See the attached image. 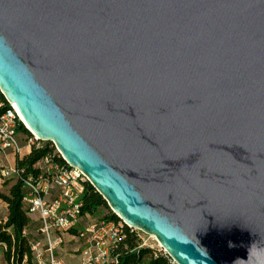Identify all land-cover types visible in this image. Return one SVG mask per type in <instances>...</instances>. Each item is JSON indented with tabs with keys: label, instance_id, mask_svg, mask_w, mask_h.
I'll return each mask as SVG.
<instances>
[{
	"label": "water",
	"instance_id": "1",
	"mask_svg": "<svg viewBox=\"0 0 264 264\" xmlns=\"http://www.w3.org/2000/svg\"><path fill=\"white\" fill-rule=\"evenodd\" d=\"M0 87L176 264H264V0H0Z\"/></svg>",
	"mask_w": 264,
	"mask_h": 264
},
{
	"label": "built area",
	"instance_id": "2",
	"mask_svg": "<svg viewBox=\"0 0 264 264\" xmlns=\"http://www.w3.org/2000/svg\"><path fill=\"white\" fill-rule=\"evenodd\" d=\"M41 141L0 87V177L22 184L29 213L24 233L29 241L32 264H115V252L126 238L127 228H134L117 214L118 218L106 215L91 218L92 214L84 212L83 198L90 181L82 170L63 159L65 165L50 154L39 159L29 172L19 167L17 161L12 162L11 155L22 159L33 148H39ZM58 155L62 157L60 151ZM85 215L89 219L84 222ZM139 236L143 240L140 247L155 249ZM75 242L77 245L73 247ZM67 247L76 252L74 261L63 256L62 251ZM162 250L159 252L166 254Z\"/></svg>",
	"mask_w": 264,
	"mask_h": 264
},
{
	"label": "trees",
	"instance_id": "3",
	"mask_svg": "<svg viewBox=\"0 0 264 264\" xmlns=\"http://www.w3.org/2000/svg\"><path fill=\"white\" fill-rule=\"evenodd\" d=\"M54 148L49 144H42L33 148L31 153L22 159H17L19 167L32 171L34 164L45 155H55L56 159L66 165L58 153H53ZM0 198L7 204V217L0 219V249L7 264H32V254L27 236L24 231L29 224L28 207L23 200L22 184L15 180L10 187L9 194L0 193ZM84 212L96 214L97 208L108 204L106 200L89 183L84 195ZM111 218H118L115 214ZM142 240L137 230L127 228L126 238L122 240L115 252V264H175L166 253L156 251L149 246L140 247ZM157 253V255L155 254ZM26 259V261H25Z\"/></svg>",
	"mask_w": 264,
	"mask_h": 264
},
{
	"label": "rangeland",
	"instance_id": "4",
	"mask_svg": "<svg viewBox=\"0 0 264 264\" xmlns=\"http://www.w3.org/2000/svg\"><path fill=\"white\" fill-rule=\"evenodd\" d=\"M42 144H49L51 147L54 148L53 153L54 154L58 153V148L54 145L53 142L42 140ZM11 160L14 164H16V161H17L16 155H11ZM14 182H15L14 179H6V178L0 177V193L9 194L10 187L14 184ZM7 213H8L7 204L0 198V219H5L7 217ZM113 214L116 215V213L110 207L102 205V206L97 208L96 214L91 215V218L92 217L93 218L100 217V216H104V215L112 217ZM87 219H89V217L85 215L83 218V221L85 222ZM137 232L139 235H141L144 238V240L148 244L154 245L156 251L161 250L163 252L162 248L160 247V244L151 235H148V234H146L143 231L138 230V229H137ZM76 245H77V243L75 245H73V247ZM62 254L69 261H74L76 259V252L70 250L69 247H67L64 251H62Z\"/></svg>",
	"mask_w": 264,
	"mask_h": 264
},
{
	"label": "crops",
	"instance_id": "5",
	"mask_svg": "<svg viewBox=\"0 0 264 264\" xmlns=\"http://www.w3.org/2000/svg\"><path fill=\"white\" fill-rule=\"evenodd\" d=\"M0 264H7L4 254H3V249H0Z\"/></svg>",
	"mask_w": 264,
	"mask_h": 264
},
{
	"label": "bare ground",
	"instance_id": "6",
	"mask_svg": "<svg viewBox=\"0 0 264 264\" xmlns=\"http://www.w3.org/2000/svg\"><path fill=\"white\" fill-rule=\"evenodd\" d=\"M28 125V124H27Z\"/></svg>",
	"mask_w": 264,
	"mask_h": 264
}]
</instances>
